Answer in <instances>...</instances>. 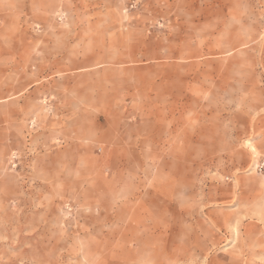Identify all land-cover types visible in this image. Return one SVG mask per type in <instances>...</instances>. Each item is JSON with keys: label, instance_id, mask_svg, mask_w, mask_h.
Wrapping results in <instances>:
<instances>
[{"label": "rangeland", "instance_id": "rangeland-1", "mask_svg": "<svg viewBox=\"0 0 264 264\" xmlns=\"http://www.w3.org/2000/svg\"><path fill=\"white\" fill-rule=\"evenodd\" d=\"M0 264H264V0H0Z\"/></svg>", "mask_w": 264, "mask_h": 264}]
</instances>
